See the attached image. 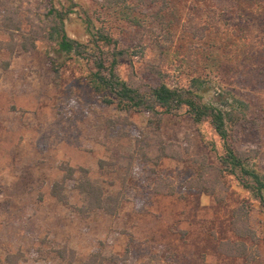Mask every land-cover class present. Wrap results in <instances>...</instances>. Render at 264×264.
I'll return each mask as SVG.
<instances>
[{"label":"rangeland","instance_id":"obj_1","mask_svg":"<svg viewBox=\"0 0 264 264\" xmlns=\"http://www.w3.org/2000/svg\"><path fill=\"white\" fill-rule=\"evenodd\" d=\"M242 1L170 0L159 11L161 2L150 0L116 9L101 0H0V22L21 28L0 29V264L6 255L11 264H80L98 253L119 257L117 264H264V209L232 177L208 169L224 153L210 124L194 123L184 108L160 122L120 112L89 83L98 58L126 49L117 71L129 84L151 87L161 78L233 111L228 145L250 153L248 165L264 175V0ZM51 6H73L65 32L87 60L60 55L45 39L30 52H10L22 34L46 26ZM244 8L251 19L237 15ZM86 16L115 49L94 48ZM202 165L205 180L197 179ZM61 166L77 170L65 182L67 204L50 193ZM83 178L103 188L104 209L87 210L76 189ZM63 248L75 253L73 263L57 256Z\"/></svg>","mask_w":264,"mask_h":264},{"label":"trees","instance_id":"obj_2","mask_svg":"<svg viewBox=\"0 0 264 264\" xmlns=\"http://www.w3.org/2000/svg\"><path fill=\"white\" fill-rule=\"evenodd\" d=\"M125 1L126 0H101V3L108 9H116L117 6L123 7ZM137 1L142 2L144 0ZM150 1L161 2V8L159 11L161 9H168L170 6V0ZM234 1L238 4L239 1L242 0ZM236 7V5H233L227 10L236 11ZM72 8L73 6H70V8H64L61 6L60 9H57L55 6H51L46 13L48 17L46 26L40 30H33L30 37L22 34V40H24V42L21 44H12L10 52H30L35 48V43L39 39H45L55 42V45L57 46L56 51L58 54L67 58L77 57L87 60L82 56V51L87 53L85 52L82 44L69 38L65 32V22L68 19ZM120 11L122 12L123 10L120 9ZM122 15H124V17H126L125 19L131 23V26H141L140 21L136 18H130L125 14ZM237 15L239 17L242 15L246 19H251V10L244 8L240 10ZM156 16L160 18L159 14H156ZM84 22L86 25V31L92 38H95L93 45L94 48L100 52V54H104L101 50V47L113 46V49L117 47L116 40H113V38H111L103 28H96L89 16H86ZM0 29L8 34L21 31L19 23L13 24L11 19L5 17L2 19V22H0ZM90 55L91 54H88V57ZM127 55V50L120 48L119 50L112 52L109 56V59L103 61L101 58H98L99 60L95 62L97 70L90 75L89 83L95 92L104 93L102 101L107 105H116L117 110L120 112H146L156 119V122H160L163 119V116L175 114L181 108L186 110V113L194 123L199 124L201 122H208L216 135L222 140L224 145V153L218 159V166H215V168H213V166H207L208 169H215L214 172H217L218 176L221 178L224 176L232 177L236 185L248 192L264 209V175L248 165V162L252 158L250 153L237 152L230 145H228V127L234 124L238 119L234 115V112L225 111L220 107L207 104L203 102L202 95L192 88H187L185 86H169L161 78L157 80L155 86L151 87H140L129 84L120 77L117 71L118 61L121 58L127 57ZM238 56L241 59L243 57V52ZM247 59L248 58L245 56L241 62L243 60L246 61ZM213 64H215V70H221L222 66L220 62L217 61ZM152 69V73L155 75H160V70L155 68ZM54 73H58L57 68L55 69ZM192 81L197 86L198 81L194 79ZM162 154H164V152ZM102 163L104 162H99L100 165H102ZM203 167L204 165H202V167L199 169V173L197 172V179L205 180L202 178V176L206 175V171H204L205 167ZM59 170L64 173V176L60 182H54L52 184L50 193L51 196L54 197L58 202L67 204V198L63 192L65 182L73 177L77 170L69 166H61ZM78 171L87 175V170L83 168L78 169ZM207 173L209 174L210 172L207 171ZM76 189L80 194L86 196L88 200V211L105 208L103 205V188L96 182L90 180L89 178H83L82 180H79ZM153 191L157 194H174V191L171 188L168 190H163L162 188H153ZM234 229L235 235L238 238H243L241 234L236 233V228ZM243 249L245 250V245H243ZM57 256L61 260L67 259V261L71 263H73L75 260V253L72 250H68L66 248L58 251ZM242 257H246L245 252H243ZM119 260L120 258L117 256L104 258V256L98 253L91 254L80 264H117ZM3 261L6 264H11L10 256L6 255ZM118 264H124V262Z\"/></svg>","mask_w":264,"mask_h":264}]
</instances>
